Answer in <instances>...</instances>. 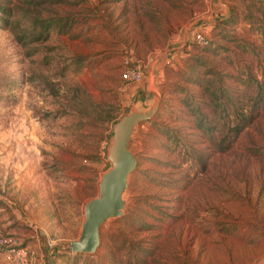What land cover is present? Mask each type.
<instances>
[{
	"label": "rangeland",
	"instance_id": "374dc122",
	"mask_svg": "<svg viewBox=\"0 0 264 264\" xmlns=\"http://www.w3.org/2000/svg\"><path fill=\"white\" fill-rule=\"evenodd\" d=\"M0 1L21 23L51 18L30 54L0 21V230L23 264H264V0ZM152 91L123 213L73 252L113 124Z\"/></svg>",
	"mask_w": 264,
	"mask_h": 264
},
{
	"label": "water",
	"instance_id": "95a60500",
	"mask_svg": "<svg viewBox=\"0 0 264 264\" xmlns=\"http://www.w3.org/2000/svg\"><path fill=\"white\" fill-rule=\"evenodd\" d=\"M146 107L131 108L122 114L112 127V138L107 145L110 166L100 174L96 196L83 204V220L75 239L69 241L71 251L91 252L99 243L100 225L112 217L122 214L125 199L124 190L128 174L134 168L136 159L128 148L135 125L154 114L159 105L157 94Z\"/></svg>",
	"mask_w": 264,
	"mask_h": 264
},
{
	"label": "trees",
	"instance_id": "16d2710c",
	"mask_svg": "<svg viewBox=\"0 0 264 264\" xmlns=\"http://www.w3.org/2000/svg\"><path fill=\"white\" fill-rule=\"evenodd\" d=\"M16 7L17 5L15 3L8 5L0 1V21L2 25L11 28L18 42L28 45L27 52L30 54L36 49V43L43 41L48 37V34L51 31V27L49 26V20L51 18H44L36 15L24 24L14 16L13 9ZM55 19V24L60 26V19ZM52 26L54 28L55 25Z\"/></svg>",
	"mask_w": 264,
	"mask_h": 264
},
{
	"label": "built area",
	"instance_id": "2783aa9c",
	"mask_svg": "<svg viewBox=\"0 0 264 264\" xmlns=\"http://www.w3.org/2000/svg\"><path fill=\"white\" fill-rule=\"evenodd\" d=\"M193 39L201 45H206L209 41L208 36L202 31H195ZM123 78L129 81H139L141 80L142 74L137 67L127 66L121 71ZM0 248L7 254L12 255L23 264V257L26 253V249L23 247L17 248L15 241L10 234L3 233L0 230ZM19 263V264H20Z\"/></svg>",
	"mask_w": 264,
	"mask_h": 264
},
{
	"label": "crops",
	"instance_id": "0c3cea01",
	"mask_svg": "<svg viewBox=\"0 0 264 264\" xmlns=\"http://www.w3.org/2000/svg\"><path fill=\"white\" fill-rule=\"evenodd\" d=\"M196 31H198V30H196ZM13 143V142H12ZM12 145V144H11ZM9 149V151L12 153V154H15L14 153V151H15V148H13V146H11V147H9L8 148ZM13 165V166H12ZM11 166L15 169L16 167H19V166H17V163L15 162L14 164H12L11 163ZM22 167V166H21ZM27 173H29V172H27ZM26 176V181H28V182H30V184H28V185H26V187H28V189L29 188H32V185L34 186L35 184H33L32 183V180H33V175H31V174H21V176L20 177H23V176ZM17 180H21V178H18V179H16L15 181H17ZM19 183H21L20 181H17V187L18 188H20V196H24V194L26 195L27 193H23L22 194V192L24 191L23 190V184L21 183V184H19ZM27 196V195H26ZM16 197H17V195H16ZM29 201L30 202H32L33 201V199L30 197V199H29ZM7 204V201L6 200H1L0 201V208H1V206H5ZM12 229H13V231L16 233V234H18L17 235V237H18V240H19V242H24L26 245H30V244H32V240H30V239H27V240H24V236H28V237H30V238H32L33 237V233H29V231H27L26 233H22L21 231H19V228L18 227H16V226H12ZM27 238V237H26Z\"/></svg>",
	"mask_w": 264,
	"mask_h": 264
},
{
	"label": "bare ground",
	"instance_id": "6f19581e",
	"mask_svg": "<svg viewBox=\"0 0 264 264\" xmlns=\"http://www.w3.org/2000/svg\"><path fill=\"white\" fill-rule=\"evenodd\" d=\"M131 171H132V170H131ZM131 171H130V172H131ZM124 206H125V204H124ZM123 210H124V208H123ZM122 213H123V211H122ZM116 217H117V216H116ZM116 217H112V218H116ZM99 240H100V234H99Z\"/></svg>",
	"mask_w": 264,
	"mask_h": 264
}]
</instances>
